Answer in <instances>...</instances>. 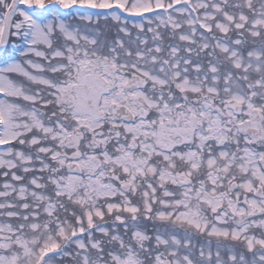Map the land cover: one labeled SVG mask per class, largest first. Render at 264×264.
I'll list each match as a JSON object with an SVG mask.
<instances>
[{"label": "snow or ice", "instance_id": "snow-or-ice-1", "mask_svg": "<svg viewBox=\"0 0 264 264\" xmlns=\"http://www.w3.org/2000/svg\"><path fill=\"white\" fill-rule=\"evenodd\" d=\"M0 264H264V0H0Z\"/></svg>", "mask_w": 264, "mask_h": 264}]
</instances>
